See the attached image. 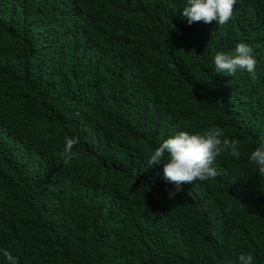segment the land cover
<instances>
[{
    "label": "trees",
    "instance_id": "trees-1",
    "mask_svg": "<svg viewBox=\"0 0 264 264\" xmlns=\"http://www.w3.org/2000/svg\"><path fill=\"white\" fill-rule=\"evenodd\" d=\"M24 3L31 11L33 0H0V92L13 95L0 97V264H9L4 249L19 264H235L240 253L264 264V175L249 160L264 143V8L242 0L218 26L189 25L187 0L65 7L75 22L89 10L103 13L112 31L87 20L77 37L83 50L95 40L122 53L140 75L136 86L151 93L116 112L99 108L85 85L86 59L68 52L51 19L21 14ZM238 43L253 49L255 80L247 71L215 72V55ZM169 59L175 70L167 76L161 63ZM165 98L170 110L158 104ZM30 112L45 123L27 120ZM210 127L239 141L240 158L218 156L221 176L184 183L170 199L163 162L149 167L148 154L179 131ZM85 132L103 143L99 156L91 160L78 143L63 166L65 137Z\"/></svg>",
    "mask_w": 264,
    "mask_h": 264
},
{
    "label": "clouds",
    "instance_id": "clouds-1",
    "mask_svg": "<svg viewBox=\"0 0 264 264\" xmlns=\"http://www.w3.org/2000/svg\"><path fill=\"white\" fill-rule=\"evenodd\" d=\"M242 0H187L186 6L183 9V16L187 19L189 25L194 22H204L206 24L216 22L218 26H223L229 22L233 16L234 6ZM261 8H264V0H253ZM77 4V0H33L31 11L22 4L20 13L26 15V18L31 17L35 20L51 19L58 32L61 34L62 42L68 49V52L77 60L83 59L81 67V75L85 85L92 88L91 95L96 94L95 100L100 104L99 108L107 106L111 110H126L124 105L128 102L134 104L138 99L151 97L148 89H140L136 85L135 76L132 73L130 65L125 61V55L120 52H112L103 50V46L96 43L95 40H90L89 48L83 50V46L78 35L84 30L87 25V20L92 18L100 23L93 24V27L108 28L112 31L108 22L104 19L103 13H98L93 10L86 11L81 21L77 22L65 16V7L73 10ZM60 38V37H59ZM61 39V38H60ZM253 49L245 43H238L234 51L230 53L218 52L214 57L215 72L226 76H234L238 70L247 71L250 77L255 80L257 60L252 55ZM23 62V61H22ZM165 68L166 75L175 70V64L171 59L161 63ZM153 66V65H151ZM154 67V66H153ZM19 69H22V64L19 63ZM155 68V67H154ZM144 78L145 76L142 75ZM173 94L178 98H182L180 90L175 88V84L168 82ZM5 93L0 92V97H11V88H6ZM152 98V97H151ZM158 102V101H157ZM166 103V110H170L165 98L162 103ZM151 106H156L153 101ZM108 109V110H109ZM28 111H25V117ZM30 115L27 120L38 123L45 117L37 118L36 112ZM75 115L86 121V113L77 112ZM28 123V122H27ZM29 125V124H28ZM78 138L65 137V143L61 152L63 166L67 167L71 161L77 156L73 148L78 143L81 146L80 150H87L95 159L103 148V143L97 135L92 133H81ZM2 145V144H0ZM3 148V147H2ZM1 150V146H0ZM82 152V151H81ZM80 153V152H79ZM227 153L236 159L240 158V144L238 140L229 139L223 129L219 127H210L202 134H191L187 131H179L173 136L163 139L149 154L147 164L149 167L160 165L163 162V179L174 185L173 189H166L169 198L173 199L181 192L182 184L193 183L197 180L208 181L221 176L222 171L213 164L218 156ZM250 162L258 167V172L264 175V143L255 148L249 157ZM3 256L9 264H19L17 257H14L7 249L3 250ZM228 264H233L229 260ZM235 264H253V256L251 254L240 253Z\"/></svg>",
    "mask_w": 264,
    "mask_h": 264
}]
</instances>
